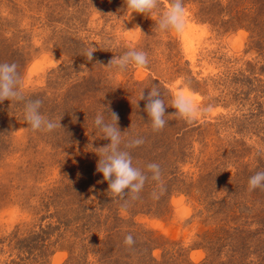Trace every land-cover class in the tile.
<instances>
[{"label":"rangeland","instance_id":"374dc122","mask_svg":"<svg viewBox=\"0 0 264 264\" xmlns=\"http://www.w3.org/2000/svg\"><path fill=\"white\" fill-rule=\"evenodd\" d=\"M167 4L149 16L125 0H0V63H16L25 101L61 120L34 132L25 101L0 103V264H264V190H248L264 171V0H184L182 35L157 28ZM129 49L149 65L107 67ZM153 85L161 131L141 100ZM178 92L210 111L187 122ZM108 109L125 143L144 140L125 149L133 166L162 170L136 200L97 171L110 141L94 121L111 122Z\"/></svg>","mask_w":264,"mask_h":264},{"label":"clouds","instance_id":"9594fccd","mask_svg":"<svg viewBox=\"0 0 264 264\" xmlns=\"http://www.w3.org/2000/svg\"><path fill=\"white\" fill-rule=\"evenodd\" d=\"M127 7L133 13L151 15L158 12L161 8V0H125ZM187 27V9L184 0H168L167 9L163 11L157 22L160 31H175L182 35ZM97 49L93 46L86 49L84 56L88 61L94 59V52ZM100 64V63H99ZM149 65L148 54L143 50L129 49L120 56H114L107 67L115 68L119 72H124L133 68H145ZM16 63H0V103L5 100L25 101L23 94V78L18 72ZM141 100H145V111L151 118L153 131H161L167 124L165 119L166 105L159 91L158 85H153L150 92L145 96L141 93ZM42 100L28 99L25 101L24 118L31 130L36 132H53L61 127V120L58 122L46 117L42 112ZM172 107L176 109L175 114L191 123L198 119L203 113L210 109H201L194 101L193 97L185 92H178L172 99ZM111 122H105L102 115L97 114L95 125L104 134V139L110 141L106 146L97 148L99 160L97 171L103 174L109 182V191L118 199L130 197L132 200L139 198V194L144 189L145 183L151 179L158 183L162 182V170L159 164L153 162L147 165V170L151 173L149 177L139 168L133 166L132 156L128 148H135L144 143L142 138H134L126 143L119 128V116L110 109ZM124 144V148L121 145ZM264 190V171H257L249 178L248 190ZM155 198L156 194L153 193ZM127 203V201H126ZM124 244L134 247L136 240L129 233L125 236Z\"/></svg>","mask_w":264,"mask_h":264}]
</instances>
